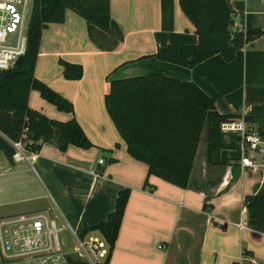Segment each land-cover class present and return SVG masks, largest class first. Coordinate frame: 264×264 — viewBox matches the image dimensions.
Here are the masks:
<instances>
[{"label": "crops", "instance_id": "0c3cea01", "mask_svg": "<svg viewBox=\"0 0 264 264\" xmlns=\"http://www.w3.org/2000/svg\"><path fill=\"white\" fill-rule=\"evenodd\" d=\"M226 1L234 12L233 30H264V0ZM109 12L123 34L111 51L92 43L84 19L69 9L61 23L42 29L33 76L73 110L58 111L33 89L27 105L58 120L73 116L92 145L59 150L42 142L19 165L0 151V217L41 210L58 223L99 233L90 226L106 218L117 191L128 187L107 264H264V232L248 224L244 204L246 194L264 193V167H242L237 146L220 148L218 162H208L205 124L189 186L179 187L148 174L147 164L127 152L104 102L110 80L162 72L195 83L221 113L260 116L262 122H255L264 128V34L246 42L229 61L215 54L185 67L150 56L168 44L198 41L178 0H110ZM58 60L80 65L81 77L65 79Z\"/></svg>", "mask_w": 264, "mask_h": 264}, {"label": "trees", "instance_id": "16d2710c", "mask_svg": "<svg viewBox=\"0 0 264 264\" xmlns=\"http://www.w3.org/2000/svg\"><path fill=\"white\" fill-rule=\"evenodd\" d=\"M178 1L194 26L198 41L195 44L159 47L150 56L160 61L193 67L215 54L229 61L246 42L264 34V30H233L234 12L226 0ZM109 2L31 1L23 54L11 67L0 70V151L9 162L12 161L13 151L10 141L18 138L33 152L46 141L52 142L59 150L65 149L68 144L81 148L92 145L73 116L66 120L47 117L28 107L27 96L30 90H36L43 100L58 111L72 112V105L67 99L33 76L41 31L49 23H61L65 9H69L84 19L89 40L99 49L111 51L123 40V34L110 16ZM58 64L65 79L77 80L81 77L80 65L63 60H58ZM104 102L127 152L147 164L148 174L157 175L179 187L189 186L193 159L205 124L208 128V162H218L220 148L237 146V135L225 134L220 129V123L236 117L235 114L217 111L215 99L190 81H182L162 72L112 79ZM244 117L262 122L258 115L248 114ZM128 195V187L120 188L114 207L106 218L90 226L98 229L109 244V252L101 264L109 261ZM244 204L248 224L264 232V193L246 194ZM4 261L0 257V263Z\"/></svg>", "mask_w": 264, "mask_h": 264}, {"label": "built area", "instance_id": "2783aa9c", "mask_svg": "<svg viewBox=\"0 0 264 264\" xmlns=\"http://www.w3.org/2000/svg\"><path fill=\"white\" fill-rule=\"evenodd\" d=\"M31 1L0 0V70L11 67L23 54L28 22L25 11ZM220 129L225 134L237 135L242 167H264L263 127L244 116H236L223 120ZM10 144L14 162L31 157L33 151L24 146L21 138L11 140ZM256 154L260 155L259 159ZM103 161L102 157L98 159L99 163ZM108 252L109 244L101 232L78 230L65 220L58 223L45 211L0 217V257L4 260L22 264H101Z\"/></svg>", "mask_w": 264, "mask_h": 264}, {"label": "rangeland", "instance_id": "374dc122", "mask_svg": "<svg viewBox=\"0 0 264 264\" xmlns=\"http://www.w3.org/2000/svg\"><path fill=\"white\" fill-rule=\"evenodd\" d=\"M29 11H30V5L28 4L27 5V7H26V11H25V20H27L28 19V16H29ZM23 162H18V163H15V164H17V165H19V164H22ZM6 185H7V183H6ZM8 186V185H7ZM9 191H10V188L8 187V189H7V191L6 192H8L9 193ZM12 191V190H11ZM13 192H15V191H13ZM13 196H14V194H13ZM60 236H61V238H63L64 237V234H63V232H61L60 233Z\"/></svg>", "mask_w": 264, "mask_h": 264}]
</instances>
